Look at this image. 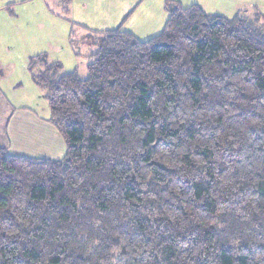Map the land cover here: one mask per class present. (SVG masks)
Segmentation results:
<instances>
[{
	"label": "trees",
	"instance_id": "trees-1",
	"mask_svg": "<svg viewBox=\"0 0 264 264\" xmlns=\"http://www.w3.org/2000/svg\"><path fill=\"white\" fill-rule=\"evenodd\" d=\"M88 40L86 79L30 59L67 155L0 147V264H264L262 17Z\"/></svg>",
	"mask_w": 264,
	"mask_h": 264
},
{
	"label": "crops",
	"instance_id": "crops-1",
	"mask_svg": "<svg viewBox=\"0 0 264 264\" xmlns=\"http://www.w3.org/2000/svg\"><path fill=\"white\" fill-rule=\"evenodd\" d=\"M59 1L63 15L69 23L73 19L76 25L88 33H104L120 28L141 41L150 40L163 33L168 20L169 3H178L183 7L198 5L209 15L227 19L244 15L241 13H246L250 7L253 12L261 14V0H68L67 9L62 0ZM231 6L233 10L229 13H234L233 17L226 13V9ZM9 18L12 17L9 15ZM14 33V29L0 26V147L14 157L63 160L67 155V145L57 129L48 122L49 110L45 117H40L30 106L19 104L30 97L25 96L29 95L27 89L42 90L33 81L29 70L30 59L46 55L50 63L61 62L50 59L45 52H41L36 56H29L24 76L13 78L12 75H7V67L10 70L14 64L8 60L4 62L3 55L10 48L9 44L13 43ZM86 37L88 40V36ZM93 51L94 46L91 55ZM74 71L77 72V69L72 72Z\"/></svg>",
	"mask_w": 264,
	"mask_h": 264
},
{
	"label": "rangeland",
	"instance_id": "rangeland-1",
	"mask_svg": "<svg viewBox=\"0 0 264 264\" xmlns=\"http://www.w3.org/2000/svg\"><path fill=\"white\" fill-rule=\"evenodd\" d=\"M61 7L59 0H0V26L14 29L12 36L17 39L9 44L10 48L3 55L4 62L8 60L14 64L10 70L7 67V75L10 74L13 78L24 76L29 56L45 52L50 59H58L61 62L63 73L77 69L80 78L88 77L87 67L92 61L90 53L93 44L86 36L95 33H88L76 25L73 19L69 23ZM231 10L232 6L226 9V13L233 17L235 14L229 13ZM259 12L261 14L253 12L250 7L249 11L241 14L250 18L260 15L264 22V0L260 1ZM9 15L12 18H9ZM36 89L37 91L27 89L29 95L25 96L30 97L23 99L19 104L28 105L40 117H45L49 110L46 93Z\"/></svg>",
	"mask_w": 264,
	"mask_h": 264
}]
</instances>
